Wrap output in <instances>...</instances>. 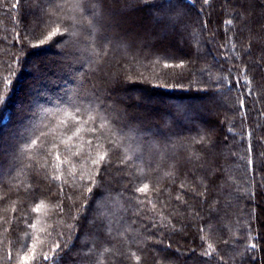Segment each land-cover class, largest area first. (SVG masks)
<instances>
[{
  "label": "trees",
  "instance_id": "obj_1",
  "mask_svg": "<svg viewBox=\"0 0 264 264\" xmlns=\"http://www.w3.org/2000/svg\"><path fill=\"white\" fill-rule=\"evenodd\" d=\"M25 256L264 264V0H0V264Z\"/></svg>",
  "mask_w": 264,
  "mask_h": 264
},
{
  "label": "snow or ice",
  "instance_id": "obj_2",
  "mask_svg": "<svg viewBox=\"0 0 264 264\" xmlns=\"http://www.w3.org/2000/svg\"><path fill=\"white\" fill-rule=\"evenodd\" d=\"M209 2H210V0H204V3L205 4H208ZM227 23L229 25H231L232 24V21L231 20H228ZM56 32H59V29H57ZM56 32H53L52 35L55 36L56 35ZM100 160L101 161H104L105 163L108 162L107 159L105 158V156H101L100 157ZM147 190H148V186L147 185H145L144 187L138 189V191H140L141 193H145ZM177 199H179V197H177ZM37 211H38V209H37ZM57 247H59V246H57ZM253 247H255V245H253ZM34 258H35V255H34ZM42 259L43 260H49L51 258L48 257V256H42ZM24 261H25V264H27V261H28V257L27 256L24 257Z\"/></svg>",
  "mask_w": 264,
  "mask_h": 264
}]
</instances>
